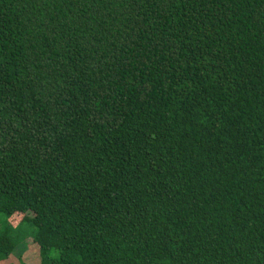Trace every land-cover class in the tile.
Masks as SVG:
<instances>
[{"label": "trees", "instance_id": "obj_1", "mask_svg": "<svg viewBox=\"0 0 264 264\" xmlns=\"http://www.w3.org/2000/svg\"><path fill=\"white\" fill-rule=\"evenodd\" d=\"M33 230L35 264H264V0H0V264Z\"/></svg>", "mask_w": 264, "mask_h": 264}, {"label": "rangeland", "instance_id": "obj_2", "mask_svg": "<svg viewBox=\"0 0 264 264\" xmlns=\"http://www.w3.org/2000/svg\"><path fill=\"white\" fill-rule=\"evenodd\" d=\"M19 219H20V216L18 218H16V217L12 218L10 223L12 225H15L19 221ZM33 234H34V230L32 231V233H29L28 236H30V237L26 240V242H23L20 245L21 247H25V248L19 250L16 254L14 253V257H13L14 261L8 262V264H15V263L16 264H32V262H31L32 259H34L35 257H38L37 248L31 240V239H33V236H32ZM20 252L23 253L22 258H18L19 255L21 254ZM35 263H36V259H34L33 264H35Z\"/></svg>", "mask_w": 264, "mask_h": 264}]
</instances>
